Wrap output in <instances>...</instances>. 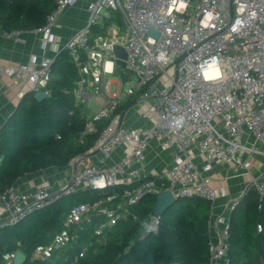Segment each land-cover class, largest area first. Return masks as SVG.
I'll use <instances>...</instances> for the list:
<instances>
[{"label":"built area","instance_id":"2783aa9c","mask_svg":"<svg viewBox=\"0 0 264 264\" xmlns=\"http://www.w3.org/2000/svg\"><path fill=\"white\" fill-rule=\"evenodd\" d=\"M55 8L46 16L43 26L28 30L40 33L44 42L52 41L51 30L56 19L75 0H54ZM91 0L87 4L88 20L65 45L77 71L75 102L85 119L84 132H92L97 121H106L95 142L101 161L121 146L128 151L116 164L97 167L81 163L67 185L53 190L42 184L23 192L13 184L0 195V228L11 226L35 210L60 197L84 188H105L126 185L123 200L115 209L101 203L79 205L63 221L64 229L49 244L38 248L30 264H56L76 243L83 223L92 212L104 216L107 225L132 216L130 208L149 194L168 190L175 198H199L209 202L224 192L210 185L209 172L216 164L248 172L252 156L264 157V0ZM181 5H184L181 7ZM118 13L122 34L107 29V36L89 42L88 29L103 26V21ZM149 31L157 34L150 35ZM23 30L1 33L7 38ZM18 40V39H15ZM125 52V69L131 87L125 89L119 80L116 94L110 93V74H117L114 47ZM164 53V57H161ZM217 61L220 76L205 79V62ZM54 59L41 58L36 67L29 64L3 65L1 78L14 82L26 79L29 92L48 94L50 70ZM31 64L36 62L31 59ZM111 62L113 69L106 71ZM134 72L135 81L129 74ZM120 78V77H119ZM151 101L150 110L156 121L148 129L116 125V110L135 95ZM94 101L95 112L88 105ZM183 118L181 126L175 121ZM245 134L253 139H245ZM159 139L161 150L172 151L171 165L155 177H140L145 151L153 139ZM196 157L202 158L199 165ZM250 189L264 194V171L251 178L244 193ZM244 195V194H243ZM242 195V196H243ZM239 199L227 206L230 211ZM159 215L151 214L140 233L157 230ZM227 225L218 230L217 241L209 240V264H228ZM257 230L260 228L258 226ZM14 254L4 264H13Z\"/></svg>","mask_w":264,"mask_h":264},{"label":"trees","instance_id":"16d2710c","mask_svg":"<svg viewBox=\"0 0 264 264\" xmlns=\"http://www.w3.org/2000/svg\"><path fill=\"white\" fill-rule=\"evenodd\" d=\"M54 8V0H0V32L39 28ZM110 21L121 24L120 15L111 14L102 27H89L90 44L105 34ZM117 75L123 82L129 79L126 72ZM50 76L46 97L36 100L33 93H26L0 127V195L26 174L66 167L90 154L107 123L97 121L94 131L84 132L85 119L74 94L77 71L66 50L54 59ZM133 102L134 98L124 102L116 113ZM135 185L84 188L0 228V264L16 251L25 255L24 264H30L35 251L62 232L64 219L75 207L101 203L115 209L124 191ZM155 202V194L146 195L130 208L135 218L130 216L111 226L104 216L92 212L76 243L62 256L66 261L60 259L56 264H209L211 202L177 198L159 215L156 231L137 237L153 214ZM227 234L228 264H264V194L254 189L244 193L230 211Z\"/></svg>","mask_w":264,"mask_h":264},{"label":"crops","instance_id":"0c3cea01","mask_svg":"<svg viewBox=\"0 0 264 264\" xmlns=\"http://www.w3.org/2000/svg\"><path fill=\"white\" fill-rule=\"evenodd\" d=\"M90 1L75 0L63 14L59 15L56 19V26L51 30L53 39L48 43L44 42L43 36L40 33H33L27 30L14 38H7L1 34L4 32H0V63L3 65L29 64L30 67H36L41 58L47 57L55 59L65 50V45L73 34L77 30L84 29L87 26V4ZM109 18L105 19L103 24ZM108 28H115L116 33L122 34V21L121 24L110 21L105 34L100 36L108 37ZM32 58L36 59V62L33 64L30 62ZM26 93H29V84L25 78H22L17 83L6 77L1 78L0 127L9 119L20 99ZM133 98L135 102L130 104L122 112L117 113L115 124L119 125L121 123L123 127H133L140 130L152 127L156 121L155 112L150 110L152 103L150 102L149 104L147 100L141 99L138 94ZM245 139L249 141L253 140L247 134H245ZM159 142L157 138L150 141L141 165L142 171L140 177H155L171 165L172 151L170 149L161 150L159 148ZM96 150L85 157L75 159L66 167H52L26 174L19 178L15 184L23 192L30 191L42 184H49L53 190H59L68 184L75 169L81 163H91L97 167L112 166L120 161L124 153L128 151V146L116 148L104 162L101 161L99 152L93 154ZM248 159L251 162V168L247 173L221 164L214 165L209 172L210 185L213 188H220L224 192L223 195H218L210 204L208 235L209 240L213 242L217 241L218 230L223 228L225 222L228 220L229 211L227 210V206L232 200L240 199L251 178L258 177L264 171V157L252 156ZM195 162L200 165L202 158L196 157ZM124 181L125 184L130 183L129 178H126ZM146 222L147 219L143 223L144 226ZM137 237H140V234Z\"/></svg>","mask_w":264,"mask_h":264},{"label":"water","instance_id":"95a60500","mask_svg":"<svg viewBox=\"0 0 264 264\" xmlns=\"http://www.w3.org/2000/svg\"><path fill=\"white\" fill-rule=\"evenodd\" d=\"M149 34L157 37V34L153 31H149ZM114 53L116 56V60H115L116 71L119 73L126 72L125 62H124L125 52L123 51V49L121 47L115 46L114 47ZM129 74L135 81L139 80V78L137 77V75L134 72H129ZM45 97H46V95L42 94V93L35 95L36 100H41V99H44ZM119 125H121V123ZM98 152H99V150H96L93 154H97ZM176 200H177V198H175L172 195V193L168 190H164V191L156 194V202H155V205L153 207V214H155V215L162 214V212L167 207L174 205L176 203ZM25 261H26L25 255L21 251H16L14 254V257H13V264H24Z\"/></svg>","mask_w":264,"mask_h":264},{"label":"clouds","instance_id":"9594fccd","mask_svg":"<svg viewBox=\"0 0 264 264\" xmlns=\"http://www.w3.org/2000/svg\"><path fill=\"white\" fill-rule=\"evenodd\" d=\"M109 3L111 6L115 7L114 0H109ZM184 5H181L183 7ZM161 57H164V53H161ZM206 67L202 69V74L205 77V79H214L218 78L220 76V70L217 66V61L215 58H213L211 61L205 62ZM113 69V65L111 62L107 64L106 71L111 72ZM183 123V118H180L179 120L175 121V126L179 127Z\"/></svg>","mask_w":264,"mask_h":264},{"label":"rangeland","instance_id":"374dc122","mask_svg":"<svg viewBox=\"0 0 264 264\" xmlns=\"http://www.w3.org/2000/svg\"><path fill=\"white\" fill-rule=\"evenodd\" d=\"M107 78H108L109 81H110V93H111V94H116V92H117V90H118V86H119L118 82H119L120 78H119L116 74H110V75H108ZM129 87H131V82L128 80V81L125 82V84H124V88L127 89V88H129ZM148 102H149V104H150L151 101H148ZM151 103H152V102H151ZM89 105L91 106V109H92L93 111H95V112L98 111V106H97V104H95L94 101H91V102L89 103ZM146 223H147V222H146ZM143 226H144V224H142V227L140 228V230L138 231V233L136 234V236H138V235L141 233V231H142V229H143Z\"/></svg>","mask_w":264,"mask_h":264}]
</instances>
